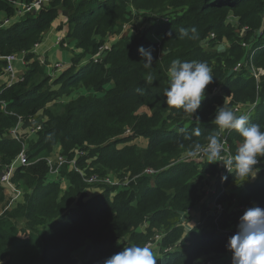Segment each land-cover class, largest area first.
<instances>
[{"label": "trees", "instance_id": "16d2710c", "mask_svg": "<svg viewBox=\"0 0 264 264\" xmlns=\"http://www.w3.org/2000/svg\"><path fill=\"white\" fill-rule=\"evenodd\" d=\"M33 1L0 0V13L10 19L16 13L14 3ZM59 1L52 0L38 14H28L19 22L0 28V55L25 52L30 62L24 82L9 88L4 86L0 94V155L5 164H10L22 150L21 144L3 137L17 124L18 117L28 121L52 103L61 109L60 112L46 110L48 120L38 122L43 124L38 140L28 144L29 161L33 164L20 168L13 179L26 192V204H19L8 217L0 216V250L6 247L10 253L14 251L10 255L13 264H76L73 253L85 248V264H103L106 258L122 251L119 240L126 235H131V243L144 246L163 232L162 251L171 249L179 241L180 246L165 254L158 264H206L204 260L229 264L223 260L231 255L226 245L233 235L224 230L233 224L237 228L246 209L264 208V177L254 183L240 184L234 174L240 193L237 203L245 207L244 212L220 218L221 230H218L212 219L215 216L207 218L206 211L211 210L205 209L201 212L202 225L182 238L184 230L177 227L179 216L200 202L205 191L199 193L197 183L202 178L201 168L194 163L176 162L191 152L195 144L203 148L210 136L218 134L219 128L213 123L216 105L223 106L227 97L231 99L228 106L231 110L236 105L255 103L259 98L256 115L250 118V123L259 124L264 130V83L258 89L249 67L239 74L232 71L244 60L249 66L264 71V39L258 36L264 22V0H78L77 3L67 0L64 10L68 13L70 36L76 40V49L81 55L75 56L71 67L53 80L45 71L46 66L31 51L42 42L43 34L51 28L59 11H64L59 9L62 8ZM129 1L137 11L171 18L153 26L152 34L159 38L156 42L147 36L135 39L125 36L111 46L103 62L95 64L91 58L105 43L107 35L125 20L128 14L125 2ZM229 14L239 19V29L248 28L245 38H238V28L228 23ZM184 29L188 30V36L182 35ZM210 34L214 40L209 41ZM97 38H101L100 42ZM223 39L231 44L229 59L223 69L214 68V80L207 86L206 98L197 112L192 115L168 106L164 93L169 86L171 62L176 59L203 61L212 69V62L222 55L207 51L204 46L210 42V48H214V43H221ZM235 40H240L239 44ZM242 43H251V51ZM141 47L152 51L151 67H144L145 61L139 53ZM162 54L165 55L162 57ZM87 57L90 63L81 66V60ZM5 65L0 62V78ZM109 83L114 86L107 90L104 87ZM218 87L225 95H213ZM80 88L86 92L68 103L59 102ZM2 103L8 104L9 113L2 109ZM141 108H149L154 114L150 117L138 114ZM197 116L199 123H196ZM195 129H199V135ZM127 130L132 135L127 136ZM136 137L149 140L144 150L130 145L118 148L120 143L127 144ZM242 142L243 137L233 130L230 145L234 154ZM57 146L71 155L75 149L88 151L87 159L92 160L90 167L102 176L136 167H140L139 173L147 168L159 173L144 175L137 185L129 188H109L110 191L94 197L86 193L88 186L75 173L68 178L69 189L63 192L59 183L46 185L49 169L44 158ZM79 165L84 168L87 163L83 160ZM205 169L206 173L208 169ZM151 181L153 185H145ZM228 182L227 189L231 190ZM215 186L220 188L218 182ZM3 196L0 189V200ZM212 197L209 193L205 201L212 202ZM18 224L29 230L26 240L19 239ZM6 254L1 252L0 259Z\"/></svg>", "mask_w": 264, "mask_h": 264}, {"label": "clouds", "instance_id": "9594fccd", "mask_svg": "<svg viewBox=\"0 0 264 264\" xmlns=\"http://www.w3.org/2000/svg\"><path fill=\"white\" fill-rule=\"evenodd\" d=\"M191 31L194 34L196 29ZM182 35L188 36V30H182ZM106 51L99 63L105 59ZM139 53L145 61L144 67H151L152 51L141 47ZM168 75L169 86L164 93L166 104L182 109L185 113H196L206 98L207 86L214 80L211 67L203 61L176 59L170 64ZM196 123H199L198 116ZM213 123L221 130H236L243 137V142L235 154L227 161L218 160L224 151L219 134L208 138L206 148L202 149L200 144H195L190 154L197 156L203 152L210 162L223 161L228 171L234 172L236 178L240 179V184L255 179L260 171L256 165L260 162L259 158L264 157V130L261 125L250 123L249 115H237L225 105L217 107ZM195 133L199 135V129H195ZM226 247L232 252V264H264V208L254 206L245 210L239 218L236 233L229 237ZM103 264H158V257L147 245H129L106 258Z\"/></svg>", "mask_w": 264, "mask_h": 264}, {"label": "rangeland", "instance_id": "374dc122", "mask_svg": "<svg viewBox=\"0 0 264 264\" xmlns=\"http://www.w3.org/2000/svg\"><path fill=\"white\" fill-rule=\"evenodd\" d=\"M67 0H60L59 1V4L58 5H60L62 8H59V9H65L64 8V3L66 2ZM69 1V0H68ZM73 2L74 3H77L78 2V0H73ZM131 3V1H129V2H125V6L127 7V11H128V14L125 16V20L122 22V23H120L112 32H110L108 35H107V38H106V40H105V43L103 44V45H101L100 46V48L101 47H103V46H107V45H109V44H112V43H114V42H116V41H119L121 38H123V37H129V38H131V39H135L136 37H139V36H147V37H149L151 40H153V37H152V33H154L153 32V26L154 25H158V24H162V23H164V22H168V20L171 18V16H169L168 18H164V17H161V18H157L156 17V15H154V14H152L150 11L149 12H145V11H137V10H135L133 7H132V4H130ZM58 9V10H59ZM64 12H65V10H64ZM4 15H2V14H0V20H1V17H3ZM7 17V16H6ZM7 19H9V18H7ZM4 20V19H3ZM11 23V22H10ZM228 23L229 24H231L233 27H236V28H238L239 27V19L238 18H236V17H234L232 14H229V18H228ZM10 26V25H9ZM248 30V28L247 27H245V28H242V29H239L238 28V30L236 31V34H237V36H238V38L240 37V38H245L246 36H247V30ZM59 30L61 31L62 30V28H59ZM117 33V34H116ZM263 36V39H264V22H263V24H262V26H261V28L258 30V36ZM115 38H117L116 40H115ZM42 39H43V37H42ZM41 39V40H42ZM208 39H209V41H211V40H214L215 38H214V35L213 34H210L209 35V37H208ZM97 40L100 42V40H101V38H97ZM159 40V39H158ZM250 40H252V38H250ZM71 41H74L73 39H72V37L70 36V37H68V40L66 39V40H64L63 42H62V44H58V43H56V45H57V47H59L60 48V52H59V55L60 56H62L63 54L66 56V54L67 53H69L68 52V50H66V48H68V45H67V42H71ZM75 42V41H74ZM236 44H239V42H240V40H235L234 41ZM76 43V42H75ZM220 43V42H219ZM219 43H214V45H216L214 48H210V42L208 43V44H206L205 46H204V49L205 50H207V51H210V52H215V53H219V54H221L222 56H220V58H216L213 62H212V74L214 73V68H217L218 69V71L220 70V69H223L222 67H224V66H226L225 64L227 63V60L229 59L228 57V51L230 50V48H231V44H229V42L226 40V39H223L222 40V42L219 44ZM255 43V41L253 42V44ZM40 44V43H39ZM39 44H36V45H39ZM219 44V45H218ZM250 44V45H249ZM114 45V44H113ZM242 45L245 47V48H247L248 50H250L251 51V48H252V44L251 43H242ZM243 47V48H244ZM75 50H77L76 49V45H75V47L72 49V52L74 53V54H76L75 56L78 58V56H80L81 55V51H79V50H77V52H75ZM33 51H35L36 52V46L33 48ZM65 51V52H64ZM99 51V50H98ZM247 52V51H246ZM19 54V55H22L21 54V52H17V51H15L14 53H12V54ZM108 53V51H106V55H105V57L108 55L107 54ZM97 54V53H96ZM95 54V55H96ZM165 54H162V57L164 56ZM74 56V57H75ZM37 57V56H36ZM57 57V56H56ZM59 57V56H58ZM246 57V55L244 56V58ZM37 58H39V57H37ZM25 60V59H24ZM19 61H21V60H19ZM84 64L85 63H87V61H88V57L87 58H85V59H83V60H81ZM222 61V64H220V62ZM244 61H246V60H244ZM70 62V60H67V61H62V60H60V63H69ZM219 62V63H218ZM242 62V61H241ZM80 65V64H79ZM244 65H245V67H243L242 69H240V70H238V71H235V68H236V66L235 67H233V69H232V71L235 73V74H239V73H241L243 70H245V68L247 69V67H249V72H250V68L252 69V66H249L246 62L244 63ZM42 66H45V65H42ZM4 74V73H3ZM258 75H259V81L260 82H258V83H264V73L263 74H260V73H257ZM114 86V83H109V84H107L104 88H106L107 90H110L112 87ZM259 89V88H258ZM84 90H85V92H86V89L85 88H80V89H78L77 91H75L72 95H71V97H69V98H67V97H64V98H62V99H60L59 100V102H61V103H68V102H70L72 99H74V98H76V97H79V96H81L82 94H83V92H84ZM215 91H214V93H213V95L214 94H224L225 95V93L223 92V90L221 89V88H216V89H214ZM210 95V94H209ZM212 96V95H211ZM231 103V99H230V97H227L226 98V103H224V105L228 108V106H229V104ZM54 105V103H52L51 105L50 104H48L47 105V107L44 109V110H42L41 111V115L40 116H38V117H36V118H34L35 119V121H36V123H38L39 121H41L42 119H46V121L48 120V116H47V114H46V110H48L49 108V110H51L52 112H60L61 111V109L60 108H58V107H56V106H53ZM219 105H216V109H217V107H218ZM63 110V109H62ZM138 114H147L149 117L150 116H152L153 114H154V111L153 110H150L149 108H141L140 110H139V112H138ZM28 120V119H27ZM39 124H42V123H39ZM224 130H221V129H219V132H218V134H220L219 136H222V135H224ZM126 135L127 136H130V135H132V132L130 131V132H128V130L126 131ZM25 136H28V134H26ZM31 136H32V133H31ZM124 138H125V136H124ZM38 140V138H37V136H32L30 139H27V144H31V143H35L36 141ZM148 144H149V140L148 139H145L144 137H136V138H134L131 142H129V143H127V144H125V143H120L119 145H118V148H123V147H127V146H136L138 149L140 148V150H144L147 146H148ZM223 148H224V151L221 153V157L220 158H218V160L219 159H222V160H224V161H226L225 160V158H226V156H227V153H226V151H225V144L223 143ZM91 150H93L94 148L92 147V148H90ZM76 150H78V149H76ZM58 153H62V154H66V153H64V151H63V149H61L60 151H58ZM89 153V152H88ZM191 152H188V156L187 157H183V158H186V159H188V158H191V157H193V155H191L190 154ZM234 154V153H233ZM66 155H68V154H66ZM232 155V154H231ZM186 156V155H185ZM197 156H200V155H197ZM39 158V157H38ZM38 158H35V159H38ZM41 159H43V157H41ZM261 160H263V161H261V165L264 163V157H261ZM37 161H39V160H37ZM36 161V162H37ZM4 162V159L2 158V156L0 155V172H2V170L8 165V164H5V162ZM89 162H91V161H89ZM209 163H211V162H207V164H209ZM217 163L222 167V169H224V162L223 161H217V162H212L211 164H209L207 167H204L205 165H203V166H199V168H201V170H199V172H201V174H200V176H202V178H198V180H197V183L199 184V193H201L202 191H205V196L201 199V201L200 202H198V203H196L195 204V206H193V207H191L192 209V211L191 212H188L185 216H186V218L187 217H192V218H194V217H199V218H202V215H203V213H201V212H204L205 211V209H211L212 207H213V203L211 202H209V204L207 203V201H205V197L207 196V195H209V193L213 190V189H215V184H216V181H217V179L219 178L218 177V171L216 170L217 169V167H216V169H214L213 168V166H217ZM5 164V165H4ZM84 166V168L88 171V172H90V168H87L85 165H83ZM80 168H83L82 166H80ZM208 169V171L205 173L204 172V169ZM206 169H205V171H206ZM139 171H140V167H136V168H133V169H127V170H124L123 172H121V173H112V172H110V173H107V175L106 176H110L111 177V179L112 180H115V181H117V180H125V176H127V175H133V176H136V177H138V176H140L137 180H136V182H133V183H131V186L132 185H137L138 184V181H139V179L142 177V176H144V174H143V172H144V170L143 171H141L140 173H139ZM76 172L75 171H70V169H68V168H63L62 169V172H61V174H62V176L66 179V180H68V178L70 177L71 178V176L73 175V174H75ZM71 174V175H70ZM91 174H94V172H90L88 175H91ZM70 175V176H69ZM62 177V178H63ZM79 177H80V179L82 180V182L83 183H85L87 186H88V188L86 187V193H90L93 197L94 196H100L101 194H103V193H105L106 191H110L111 189H113V188H110V187H102L101 185L102 184H97V185H89V184H87L85 181H84V178H82L80 175H79ZM260 177H264V172H262V171H259L258 172V174H257V177L255 178V179H249V180H247L249 183H254V182H257V179H259ZM69 178V179H70ZM71 181V180H70ZM231 182V185H232V187H231V190H230V193H229V195L231 194V193H234V192H236V194H237V196L236 197H232L231 198V196H229L228 197V194H226L225 196H224V199H225V202H226V204H227V206H228V208H230V209H236L237 208V206H238V203H237V199H238V197L240 196V193H239V189H237V187L235 186V184L236 183H234L235 182V179L233 178V180H231L230 181ZM153 185L154 183L151 181L150 183H146L145 185L146 186H148V185ZM246 184L244 183V186H245ZM46 188V187H45ZM109 188H110V190H109ZM19 189H21L20 187H19ZM71 189H74V188H71ZM70 189V190H71ZM116 191H119V190H117L116 189ZM116 191L114 192V193H112V195H111V198H113L114 196H115V194H116ZM134 190H132V191H130V192H133ZM215 191V190H214ZM25 192V191H24ZM137 194L139 195V191L137 192ZM26 192H25V195H22V198L21 199H23L24 201H26ZM29 195V194H28ZM21 199H19V200H17L16 202H14L13 204L10 202L11 200L10 199H8L6 196H5V194H4V196H3V198L0 200V216H4V215H6V217H8V215L10 214V212L11 211H13L19 204H20V201H21ZM245 208V207H244ZM242 212H244V211H242ZM231 214L232 213H229V214H227L226 216H231ZM210 215H212V211H209L208 210V212L206 211V217L208 218V216H210ZM236 215V214H235ZM236 218V217H235ZM214 221V223H216V222H219V220H220V218H217V217H213L212 218ZM202 222H204V221H202ZM19 225V227H18V230H19V234H18V237H19V239H23V240H26L29 236H30V232H29V230L28 229H25L24 228V226L23 225H21V224H18ZM146 224H143V225H141V226H145ZM197 225V223H195V225H193V227L194 226H196ZM141 226H140V228L138 229V230H140L141 229ZM236 229L237 230V228L235 227V225L233 224V226L230 228V229ZM163 233V232H162ZM162 233H159V235H158V238H157V236H154L153 237V239H151L152 241H151V243H153V244H155L154 245V248L153 249H160V251L162 252V249L160 248V244L161 243H159L160 241H162V239H163V237H164V233L162 234ZM130 234H128V235H126L124 238H121L120 240H119V243L121 244L120 245V247H122L121 248V250H123V248L125 247V246H129V245H135V244H133V243H131V238H130ZM161 236V237H160ZM182 238H184V237H182ZM157 242V243H156ZM152 246V245H151ZM1 252H5V253H7L2 259H0V264H13L12 263V259H11V256L10 255H13L14 254V251H11V253L9 252V250L6 248V247H4V248H1V250H0V254H1ZM168 254V253H167ZM231 255L229 256L228 255V257L227 258H225L223 261H226V262H228L229 261V264H232V253H230ZM84 255H85V248H82V249H80V250H78V251H76V252H74L73 253V258H74V260L76 261V264H85V262H86V260H85V258H84ZM203 262H207L206 264H214V261H206V260H204Z\"/></svg>", "mask_w": 264, "mask_h": 264}, {"label": "built area", "instance_id": "2783aa9c", "mask_svg": "<svg viewBox=\"0 0 264 264\" xmlns=\"http://www.w3.org/2000/svg\"><path fill=\"white\" fill-rule=\"evenodd\" d=\"M52 3V0H34L33 2L27 4L24 2H16L14 3L16 13L15 16H18L20 18L26 17L28 14L29 15H34L37 14L41 9L48 8ZM7 24L10 23L9 20L6 21ZM2 27V26H1ZM39 45H36V48H38ZM106 51V46H103L99 48V51L97 52L96 55L92 57V61L94 63H99L100 58L103 55V53ZM254 53V52H253ZM22 55L19 54H9L7 56H2L0 55V62H5L6 65L4 66V74L1 76L6 81V76H9L10 80L6 82V85L9 87L14 86L17 83L24 82L25 76L19 77L16 80V74H17V69H16V63L18 60L23 61L24 65L25 63L24 56L25 52H21ZM253 56H250V59H252ZM247 61V60H246ZM246 61L239 62L235 68V71H238L245 67L244 63ZM41 65H45V62H41ZM29 65V64H27ZM55 71L63 69V65L61 63H57L54 66H52ZM251 75L254 76V78L257 81L258 88H260V82L259 81V75L257 73L263 74L264 71H259L258 69H255L252 67L250 68ZM16 80V81H15ZM259 99V98H258ZM258 99L255 103H247V104H242V105H236L233 108V111L237 114H247L250 116V118L254 117L256 115V111L258 109ZM1 103V102H0ZM2 109L6 112L7 111V103H2ZM12 114V112L10 113ZM27 125V126H26ZM43 124L36 123L34 118L28 119V121H25L22 116L18 117V122L17 124L10 128L7 133L3 136L4 138L11 139L12 141L18 142L19 144L22 145V150L20 151L19 155L14 159L10 164H8L2 172H0V189H2L7 198L10 199L11 203L13 204L17 200L22 198V195H25V192L22 189H19L17 185L13 182V179L17 173V171L20 168H27L33 164V162L29 161V151L28 147L29 145L27 144V139H30L32 136H37L38 132L42 130ZM233 130H224V135L220 136L222 138L223 143L225 144V151L227 153V156L225 160L227 161L228 158L233 154L231 145H230V135ZM32 133V136H31ZM28 134V136H25ZM220 135V134H219ZM208 144L203 147L206 148ZM202 148V149H203ZM232 154V155H231ZM88 152L82 149L74 150L73 154H62V153H54L52 152L50 156L44 158L46 161V165L49 169L48 175L54 176V179L60 180L62 179V169L63 168H68L70 171H75L76 174L80 175L82 178H84V181L89 184V185H97V184H102V187H110V188H118L120 190L129 188L131 186V183L136 182V180L140 177H136L133 175H127L125 176V180H112L110 176H102L95 172V168L90 167V162L89 159H87ZM188 155L183 157H187ZM181 158L178 162L176 163H194L197 166H203L206 165L207 162H210L208 159V156L201 152L200 156H193L191 158ZM85 161L87 163L86 167L90 168V172H94V174L88 175L90 172H88L85 168H80L79 163L82 161ZM259 163L256 165L257 168L260 169V171L264 172V163L261 165V157L259 158ZM217 171H218V179L216 182H218V186H215V189H213L210 194L213 195L212 203L213 207L210 209L212 211V216H215L217 218H222L226 216L229 213H234V212H239L245 210L244 207H239L237 206L236 209H230L228 208L225 200H221L222 197L226 195V193H230V189H227L228 181L233 180V175L235 174L234 172H229L226 165H224V169L217 163ZM157 172L154 169L147 168L144 170L143 174L148 175V176H153L157 174ZM215 190V191H214ZM211 201H207L209 204ZM192 210H188V212H191ZM187 212V213H188ZM186 213V214H187ZM185 214V215H186ZM184 215V217H186ZM215 227L218 230H221L220 225L218 222L215 223ZM226 233H231L235 234L236 231L233 229H226L224 230Z\"/></svg>", "mask_w": 264, "mask_h": 264}, {"label": "crops", "instance_id": "0c3cea01", "mask_svg": "<svg viewBox=\"0 0 264 264\" xmlns=\"http://www.w3.org/2000/svg\"><path fill=\"white\" fill-rule=\"evenodd\" d=\"M0 14L4 15L3 17H1V20H0V24L2 26V27L0 26V28L9 27V25L11 26L14 23L19 22L20 20H22V18H20L18 16H15V15L13 17H11L10 19H7L5 13L1 12ZM67 14H68L67 11H65V12L62 11V10L59 11L57 18L51 24V28L48 29L43 34L42 42L39 44L38 48H36V52L35 51H31L34 55H36L37 57H39L37 59L40 60V63L43 62V61L45 62V66H46L45 71L47 72V74L49 76H51V78L53 80H56L60 74H62L64 71L68 70L71 67V65H72V59L77 54V53L74 54L72 52V49L76 45V43H75L76 40H74V39L73 40L75 42L74 41L67 42L68 48H66V50H68L69 53H67L66 56L64 54L62 56L59 55V52L61 50L56 45V43L62 44V42L64 40H66V39L68 40V37H70V31H69L70 28H69V24H68V16H67ZM7 20H9L11 23L7 24L6 23ZM59 28H62V30L60 31ZM152 37H153V40H152L153 42H156L159 39L154 34H152ZM116 39L117 38H115V40ZM116 42L107 45L106 46V50L109 49ZM75 52H77V50H75ZM24 59H25V63H27V64L30 63V62H27V60H26V54L24 56ZM60 60H62V61L70 60V62L69 63H63V64L61 63L63 65V69L58 70V71H55L52 66H54L57 63H60ZM91 61H92V58H91ZM88 63H90V57H88V61L85 64L81 61V66H85ZM27 64L24 65L23 61H18L15 64L16 65V69H17V74L15 76L16 77V80L18 79V76L19 77H22V76H26L27 75L28 67H29V65H27ZM9 80H10L9 76H6V81L3 78H0V94L2 93L4 86L5 87L6 86L8 87V85H6V82H8ZM40 115H41V111L35 117H32V118H36V117H38ZM61 149H62L61 146H57L54 149L53 152L54 153H57ZM119 149H121V148H119ZM89 161H92V160L90 159ZM53 182L59 183L61 185V189H62L61 191H63V192L66 191V190H68L69 187H70L69 180H66L64 177L62 179H60V180H57V179H54V176L48 175V179H47L46 185L52 184ZM3 193L5 194L4 191H3ZM5 196H6V194H5ZM20 204H26V201H24L23 199H21ZM195 223H197V225L193 227V225H195ZM200 225H202V220L198 216L197 217H194V218H192V217L185 218L184 217V214H183V215L179 216V225H177V227L179 226V227H182L183 228V230H184L183 237H186L196 227H198ZM235 230L236 229H234V231ZM155 236H157V238H158V235H155ZM154 245L155 244H153L151 242H149L147 244V246H149L150 248H152V250L154 251L155 255L158 257V260H159V259H162L165 254L170 253L172 250H174L176 248H179L180 241L178 243H176L171 249H165V251H162V252L160 251V249H156V248L153 249L154 248ZM160 248H162L161 247V244H160Z\"/></svg>", "mask_w": 264, "mask_h": 264}, {"label": "bare ground", "instance_id": "6f19581e", "mask_svg": "<svg viewBox=\"0 0 264 264\" xmlns=\"http://www.w3.org/2000/svg\"><path fill=\"white\" fill-rule=\"evenodd\" d=\"M19 61V60H18ZM6 64V63H5Z\"/></svg>", "mask_w": 264, "mask_h": 264}]
</instances>
